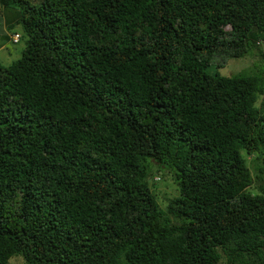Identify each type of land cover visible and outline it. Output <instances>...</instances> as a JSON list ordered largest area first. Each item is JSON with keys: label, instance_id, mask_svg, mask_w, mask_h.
I'll use <instances>...</instances> for the list:
<instances>
[{"label": "trees", "instance_id": "1", "mask_svg": "<svg viewBox=\"0 0 264 264\" xmlns=\"http://www.w3.org/2000/svg\"><path fill=\"white\" fill-rule=\"evenodd\" d=\"M0 21L23 41L0 264H264V65L216 71L264 42V0H0Z\"/></svg>", "mask_w": 264, "mask_h": 264}, {"label": "rangeland", "instance_id": "2", "mask_svg": "<svg viewBox=\"0 0 264 264\" xmlns=\"http://www.w3.org/2000/svg\"><path fill=\"white\" fill-rule=\"evenodd\" d=\"M35 1V0H32ZM1 22V21H0ZM9 33L18 32L21 33L19 25H12ZM3 41V40H2ZM0 41V43L2 42ZM7 43H4L6 45ZM23 47V41L20 39L16 43H12L7 46V49H2L0 51V64L8 65L13 60L19 57L21 49ZM13 48V49H12ZM260 54H264V42H257V49L250 52L249 54L240 57V58H228L225 65L220 68H217L216 71L219 75L228 76L239 71L250 72L256 70L258 67H262L264 62ZM165 175L159 176L158 173H153L149 178L148 182L151 185V189L155 194L156 200L160 207H164L168 198L176 195V187L172 182L171 178L167 172H164ZM8 264H24L21 256H12L8 260Z\"/></svg>", "mask_w": 264, "mask_h": 264}, {"label": "crops", "instance_id": "3", "mask_svg": "<svg viewBox=\"0 0 264 264\" xmlns=\"http://www.w3.org/2000/svg\"><path fill=\"white\" fill-rule=\"evenodd\" d=\"M13 33H15V32L9 33L6 30V27L4 26V24H2V21H1V25H0V41H2V40L3 41L0 43V51L2 49H4V48L8 50L7 46L10 45V44H12V43H14V42H12V37H11V35ZM4 37H6V40H5ZM4 43H7V44L4 45Z\"/></svg>", "mask_w": 264, "mask_h": 264}, {"label": "built area", "instance_id": "4", "mask_svg": "<svg viewBox=\"0 0 264 264\" xmlns=\"http://www.w3.org/2000/svg\"><path fill=\"white\" fill-rule=\"evenodd\" d=\"M11 37H12V42H17L18 41V34L17 33H13L11 35Z\"/></svg>", "mask_w": 264, "mask_h": 264}, {"label": "clouds", "instance_id": "5", "mask_svg": "<svg viewBox=\"0 0 264 264\" xmlns=\"http://www.w3.org/2000/svg\"><path fill=\"white\" fill-rule=\"evenodd\" d=\"M16 33V32H15ZM18 42V41H17ZM14 43H16V42H14Z\"/></svg>", "mask_w": 264, "mask_h": 264}]
</instances>
